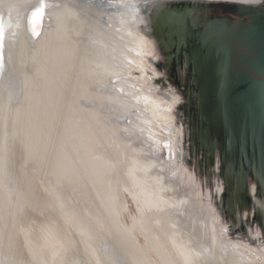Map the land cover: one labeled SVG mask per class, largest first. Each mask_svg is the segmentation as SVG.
Wrapping results in <instances>:
<instances>
[{"label": "bare ground", "instance_id": "obj_1", "mask_svg": "<svg viewBox=\"0 0 264 264\" xmlns=\"http://www.w3.org/2000/svg\"><path fill=\"white\" fill-rule=\"evenodd\" d=\"M6 2L10 7H0V264H264V249L226 237L191 177L181 169L178 178L161 159L162 144L174 150L161 128L176 101L132 75L149 69L150 50L131 15L83 0H43L34 21L38 0ZM89 6L120 36L106 37ZM137 116L154 130L143 131L160 172L150 181L153 164L140 165L124 136L141 133ZM190 209L206 216L205 227L200 220L206 235Z\"/></svg>", "mask_w": 264, "mask_h": 264}, {"label": "water", "instance_id": "obj_2", "mask_svg": "<svg viewBox=\"0 0 264 264\" xmlns=\"http://www.w3.org/2000/svg\"><path fill=\"white\" fill-rule=\"evenodd\" d=\"M83 1L131 15L150 50L132 75L176 101L161 159L191 177L226 237L264 249L262 0ZM3 51L0 34V65Z\"/></svg>", "mask_w": 264, "mask_h": 264}, {"label": "rangeland", "instance_id": "obj_3", "mask_svg": "<svg viewBox=\"0 0 264 264\" xmlns=\"http://www.w3.org/2000/svg\"><path fill=\"white\" fill-rule=\"evenodd\" d=\"M88 10L91 13L90 14V17H92L96 21L98 29L101 30L105 34L106 37H111L113 39H116V37L120 36V34L118 32H116L115 30H113L114 28H118V26H116L115 24H111V26H108L109 23H111V22L110 21L109 22L108 21H106V22L101 21L102 19H100V18L103 17V15L98 14V12H96L94 9L90 8V6H89ZM111 62H113V60H111ZM109 84H111V83L107 82V85H109ZM111 85H114V84H111ZM148 86L150 88L153 87L149 83H148ZM88 92L94 93L93 90H90ZM137 118L140 119V120L137 121V122H133V123L134 124H137V126H139L142 129L141 133H137V132H134V133H124V136L130 142V146L134 150L135 154L136 155H139L137 157V161L140 163V165H144V164L150 163V162L153 164V167L150 170V172L148 171V174H146L147 179L150 181V179H149L150 176H155L157 173L160 174V172L157 170V166H156L157 160L151 154V150H150L151 144L144 139L143 131L146 132L147 134L151 135L152 131L154 132V130L151 128L152 126L151 127H147V125H144L141 122V120H146L147 118H142V117H139V116H137ZM125 119H119V120H123V122L125 123ZM127 119H129V117ZM130 123L131 122H129L127 125L129 126ZM133 141H135V142H133ZM181 169L182 168H178L177 169V171H178L177 172L178 178L180 176V170ZM166 197L169 198L168 196H166ZM127 201H128V207L130 206L129 209L131 208L130 209V213H132L133 212V206H132V204H131V202H130V200L128 198H127ZM190 211L192 212V215L195 218L194 220H195V228L196 229H200V227H201L200 226V220L205 222L204 227H205V225H207V219H206V216L205 215H201L197 210L193 211L192 209H190ZM182 230L186 231L184 229V227H182ZM200 230L202 231V235H206L205 228H203V229L201 228ZM191 246L197 248V245L196 244L195 245L191 244ZM175 248L177 249L176 246H175ZM259 250H261V249H259ZM200 252L204 255L203 258L208 259L210 257V254L208 252H203L201 249H200ZM202 264H206V263H204L202 261ZM207 264H212V263L208 262Z\"/></svg>", "mask_w": 264, "mask_h": 264}, {"label": "snow or ice", "instance_id": "obj_4", "mask_svg": "<svg viewBox=\"0 0 264 264\" xmlns=\"http://www.w3.org/2000/svg\"><path fill=\"white\" fill-rule=\"evenodd\" d=\"M45 4L43 2V0H38V4L37 6L35 7V11L32 12L31 16H32V20H38L42 14H43V11H44V8H45ZM261 11H264V0H262V3H261ZM33 34H37L35 33V30L33 29ZM163 148H168V145L165 144L163 145Z\"/></svg>", "mask_w": 264, "mask_h": 264}, {"label": "clouds", "instance_id": "obj_5", "mask_svg": "<svg viewBox=\"0 0 264 264\" xmlns=\"http://www.w3.org/2000/svg\"><path fill=\"white\" fill-rule=\"evenodd\" d=\"M0 7L8 8L10 7V4H8L6 0H0Z\"/></svg>", "mask_w": 264, "mask_h": 264}]
</instances>
